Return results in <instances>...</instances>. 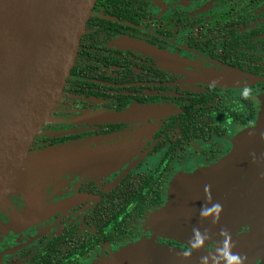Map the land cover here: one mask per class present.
Masks as SVG:
<instances>
[{
	"label": "flooded vegetation",
	"instance_id": "af4514ba",
	"mask_svg": "<svg viewBox=\"0 0 264 264\" xmlns=\"http://www.w3.org/2000/svg\"><path fill=\"white\" fill-rule=\"evenodd\" d=\"M150 108L145 116L110 117ZM252 129L264 131V0H96L63 96L30 156L61 144L132 153L101 176L87 172L93 168L48 175L26 192L9 194L0 204V264H89L111 255L141 236L145 220L152 227L154 214L171 210L173 175L213 169L210 180L233 189L244 176L224 181L226 169L254 164L248 159L257 150ZM258 156L264 163V154ZM153 178L162 182L161 201L134 214L126 236L100 239L99 205L112 204L124 184L146 187L143 179ZM181 182L176 203H198L208 194L209 184ZM189 189L194 194L186 199ZM30 201L66 206L25 221ZM253 201L255 210L264 208V197ZM166 228L158 231L159 243L191 247ZM250 228L221 236L216 249ZM209 244L202 249H213ZM263 255L264 246L253 264Z\"/></svg>",
	"mask_w": 264,
	"mask_h": 264
},
{
	"label": "water",
	"instance_id": "95a60500",
	"mask_svg": "<svg viewBox=\"0 0 264 264\" xmlns=\"http://www.w3.org/2000/svg\"><path fill=\"white\" fill-rule=\"evenodd\" d=\"M95 1L0 0V203L11 193L26 192L31 185L48 175L113 167L118 160L123 162L132 153L130 149L76 146L66 147L65 152L52 158L41 156V152L30 156L33 139L44 123L50 120L52 110L63 96ZM151 110L112 112L110 117L145 116ZM251 132L258 140L254 142L257 149L255 155L248 157L249 162L254 164L246 171H240L238 165L234 166V170L226 169L224 181L244 177L227 192L225 198L220 181L210 180L213 169L211 172L204 170L182 179L209 184L204 190L208 193L204 199L198 203L194 199L188 204L177 202L178 206L171 205L170 212L167 209L154 215L164 217L168 214L170 218L167 221L171 224L166 229L190 246L194 229L207 233L204 243L193 249L190 255H184L186 250L176 246L141 240L130 242L111 255L89 264H225L216 250L202 247L224 236L222 230L231 236L242 225H250L251 228L229 238V250L239 254L243 264H253L264 246V208H261L262 212L257 211L252 202L257 197H264V163H260L258 158L260 153L264 154V141L260 138L264 139V131L252 129ZM253 184L254 189L251 188ZM188 192L190 196L185 195L186 199L194 194L190 189ZM210 192L217 196L210 197ZM30 198L35 197L31 195ZM213 202L222 205L215 223L211 217L217 215L216 210L201 216L202 207ZM65 206L62 203L29 205L25 221L33 215L53 214ZM250 214H254L255 219L249 218ZM202 257L207 259L202 261ZM261 264H264V255Z\"/></svg>",
	"mask_w": 264,
	"mask_h": 264
},
{
	"label": "trees",
	"instance_id": "16d2710c",
	"mask_svg": "<svg viewBox=\"0 0 264 264\" xmlns=\"http://www.w3.org/2000/svg\"><path fill=\"white\" fill-rule=\"evenodd\" d=\"M143 183L147 186L137 188L124 184L114 192L117 195L114 199L112 198V204L99 205L100 215L97 223L104 231L101 232L100 239L106 238L112 241L126 236L129 234L127 223L133 218L134 214L139 216L146 207L161 201L162 182H156L153 178L152 180L143 179ZM131 207L133 209L129 211Z\"/></svg>",
	"mask_w": 264,
	"mask_h": 264
},
{
	"label": "rangeland",
	"instance_id": "374dc122",
	"mask_svg": "<svg viewBox=\"0 0 264 264\" xmlns=\"http://www.w3.org/2000/svg\"><path fill=\"white\" fill-rule=\"evenodd\" d=\"M121 140V139H120ZM121 141H124V140H121ZM76 146H79V145H76V144H71V145H58V146H54V147H52V146H48L47 148H42V150H40L41 151V156H44V157H46V158H48V157H55V155H57V154H59V153H61V152H65V149H67L66 147H75L76 148ZM63 148H64V150H63ZM44 154V155H43ZM154 159H156V155L153 157V159H151V160H154ZM150 160V161H151ZM149 163V162H148ZM147 163V164H148ZM146 164V165H147ZM155 164V162L154 161H151L150 162V164L148 165L150 168L153 166ZM145 165V166H146ZM103 169H105V167H102V168H98V169H96V168H93L92 170H89V171H87V172H92V171H94V172H96V176L97 175H100L99 174V172H101V171H103ZM107 169V168H106ZM84 171V170H83ZM67 172H69V171H65V172H60V173H58V174H56L55 175V177L56 178H59L61 175H63V174H65V173H67ZM87 172H85V173H87ZM107 173V172H106ZM170 175H171V173H170ZM101 176V175H100ZM174 176V175H173ZM172 176V181H171V190H172V192H173V196L170 198V200L167 202V207H169L170 205H173V204H175L176 202H175V193H177L178 192V187H179V184L181 185L182 184V182L180 183V181H181V179H183V178H180V177H182L181 175H175L174 177ZM186 183H187V181L186 182H184V184L183 185H186ZM228 190H230V189H225V191H223V193L224 192H227ZM18 192H21V191H16V192H14V193H18ZM11 194H13V193H11ZM217 196V194H213L212 192H210V197L211 196H213V197H215V196ZM178 196H179V194H178ZM181 196V195H180ZM3 203V202H2ZM2 203H0V204H2ZM3 204H5V203H3ZM0 210H1V208H0ZM155 215V214H154ZM167 219H169V217H168V214L165 216V214H164V217L163 216H161V217H153V218H151V225H152V227H150V225H149V223H148V221L147 220H145L144 221V227L141 229V236L139 237L138 236V238L136 239V241H145V242H149V243H159L158 241H157V239H156V236H157V234H158V231L160 230V228L161 227H167V224L169 223L168 221H167ZM168 222V223H167ZM170 231H168V234H170L169 233ZM149 233H151L150 235H149ZM217 241V240H216ZM216 241H213V242H211V243H214V244H209L213 249H216ZM93 254H91V256L92 255H94L95 254V252L93 251L92 252ZM94 261V260H93Z\"/></svg>",
	"mask_w": 264,
	"mask_h": 264
},
{
	"label": "clouds",
	"instance_id": "9594fccd",
	"mask_svg": "<svg viewBox=\"0 0 264 264\" xmlns=\"http://www.w3.org/2000/svg\"><path fill=\"white\" fill-rule=\"evenodd\" d=\"M248 93L247 87H245L244 91L241 93L242 96H246ZM208 187L207 185L205 186ZM222 208V205L218 202H213L209 205L202 207L201 216L207 215L212 210H216L217 215L211 217L212 222L215 223L218 220L219 210ZM225 235H227L226 230H222ZM207 238V233H200L199 229H194V239L192 241L191 247L185 251L184 255H190L193 249L198 248L200 245L204 243V240ZM216 251L220 254L221 257L224 258L225 264H243V258L239 254H235L229 250V242L228 240L223 241V247H219ZM202 261L206 260V257L201 258Z\"/></svg>",
	"mask_w": 264,
	"mask_h": 264
}]
</instances>
